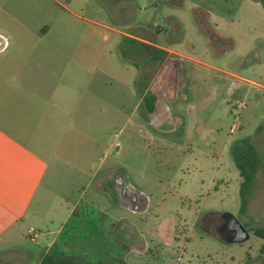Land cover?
<instances>
[{
  "label": "rangeland",
  "instance_id": "1",
  "mask_svg": "<svg viewBox=\"0 0 264 264\" xmlns=\"http://www.w3.org/2000/svg\"><path fill=\"white\" fill-rule=\"evenodd\" d=\"M23 1L14 10L25 22L0 20L1 32L20 36L2 57L31 56L36 78L75 88L67 94L72 116L59 119L61 133L53 129V151L39 153L50 165L46 210L57 219L78 203L80 215L60 234L51 226L54 234L37 243L16 235L0 248L3 264H38L55 238L50 253L78 264H264V236L256 235L264 232V169L242 215L243 178L232 152L252 137L264 153L263 5ZM45 26L48 38L34 43ZM153 45L170 50L163 61L152 60ZM18 48L36 52L20 55ZM52 49L59 52L43 56ZM120 177L142 200L140 211L119 203ZM225 214L245 226L250 240L221 236L216 226Z\"/></svg>",
  "mask_w": 264,
  "mask_h": 264
},
{
  "label": "crops",
  "instance_id": "2",
  "mask_svg": "<svg viewBox=\"0 0 264 264\" xmlns=\"http://www.w3.org/2000/svg\"><path fill=\"white\" fill-rule=\"evenodd\" d=\"M18 1L21 0H0L1 21L7 23L26 21V15L17 14L18 10H14L16 8L14 5ZM31 1L34 2V0H24L23 3ZM52 1L62 5L61 0ZM70 2L72 3L71 0ZM48 35L49 27L45 26L35 35L34 43H36L35 39H38L40 43L45 41ZM0 37L7 41L6 46L0 50V248H2L10 244L18 234L27 238L31 237L29 235L31 228H34L38 234L36 243L44 236L54 234L55 231H50L51 226H56V233L60 234L79 204L76 203L72 208L67 209L66 215L56 214L58 220L52 216L53 212L46 210L44 199L50 165L39 153L41 150L53 151L55 147L52 137L53 129L56 128L54 132L61 133L63 128H60L59 119L65 115L72 116V108L67 105V94L75 93V88L72 84L62 81L54 85L56 88H52V80L36 78L34 70L39 69L31 66V56L22 58L20 61L5 62L2 55L10 51L13 45L12 40L20 36L0 31ZM153 46V48L170 52L167 48ZM14 50L20 55H32L36 52L35 50L29 52L24 48ZM52 50V52L45 50L43 56L59 52L56 49ZM159 60L163 61L162 58ZM78 66L76 64V67L69 66V68L77 70ZM80 70L84 71L85 68ZM82 72H78L76 76H82ZM24 75L28 78H24ZM73 126L68 124L65 129H72ZM44 231L46 232L43 233ZM56 242V238L49 242L47 249L41 255L42 259L50 253ZM23 252L26 257L35 258V250ZM5 259L0 255V264H3ZM11 259L8 260L10 264H12ZM30 262L26 261L25 264Z\"/></svg>",
  "mask_w": 264,
  "mask_h": 264
},
{
  "label": "trees",
  "instance_id": "3",
  "mask_svg": "<svg viewBox=\"0 0 264 264\" xmlns=\"http://www.w3.org/2000/svg\"><path fill=\"white\" fill-rule=\"evenodd\" d=\"M253 1L261 3L264 7V0H253ZM167 55L168 52H166L165 50L154 48L152 53L153 56L152 59H159V58L165 59ZM147 101L150 102V104H153V102L155 101V97L151 96V98H148ZM150 111L151 112L154 111V108L152 106L150 107ZM260 131H262V128L258 130V132ZM232 152H233L235 164L239 169L240 174L243 178V183L241 186V202H242L241 213L242 215H246L256 185L257 175L262 169H264V153L257 146L254 138L252 137H246L239 140L233 146ZM79 215H80V208L78 207L73 212L71 219ZM256 235L264 236V232L262 230H256ZM40 264H78V259L73 256L70 257L65 256L64 253H61L60 255L48 253L43 257ZM97 264H111V263L108 261H100Z\"/></svg>",
  "mask_w": 264,
  "mask_h": 264
},
{
  "label": "water",
  "instance_id": "4",
  "mask_svg": "<svg viewBox=\"0 0 264 264\" xmlns=\"http://www.w3.org/2000/svg\"><path fill=\"white\" fill-rule=\"evenodd\" d=\"M7 44L6 39L3 37H0V50H2ZM122 184V188H116V197L119 201L120 204L127 206L128 208H131L132 210L135 211H140L142 207L144 206L143 204L141 205H135L134 201L132 199L129 200L128 198V193L131 194V197H134L135 199L139 198V196L130 191V188L127 186V184L124 181L123 177L118 178ZM143 198V197H142ZM145 201V198L143 200V203ZM128 203V205H126ZM232 224H233V230L235 232V236L233 238H227L229 242H234V243H243L248 240H250V233L249 231L245 228V226L235 217L232 219Z\"/></svg>",
  "mask_w": 264,
  "mask_h": 264
},
{
  "label": "flooded vegetation",
  "instance_id": "5",
  "mask_svg": "<svg viewBox=\"0 0 264 264\" xmlns=\"http://www.w3.org/2000/svg\"><path fill=\"white\" fill-rule=\"evenodd\" d=\"M115 187L117 189L122 188V184H121L120 180L117 178L115 180ZM127 196H128V198L130 197L129 200L132 199L134 201L135 205H141L142 204V200L140 198L135 199L134 197H131L130 193H128ZM232 219H233L232 215L225 214L222 216L221 223L216 226L218 231L221 233V236H223L226 239L227 238H233L235 236V232L233 230ZM212 222H213V220H211V223Z\"/></svg>",
  "mask_w": 264,
  "mask_h": 264
},
{
  "label": "built area",
  "instance_id": "6",
  "mask_svg": "<svg viewBox=\"0 0 264 264\" xmlns=\"http://www.w3.org/2000/svg\"><path fill=\"white\" fill-rule=\"evenodd\" d=\"M29 235L31 236L32 240L35 241L38 237V234L34 228L29 230Z\"/></svg>",
  "mask_w": 264,
  "mask_h": 264
}]
</instances>
